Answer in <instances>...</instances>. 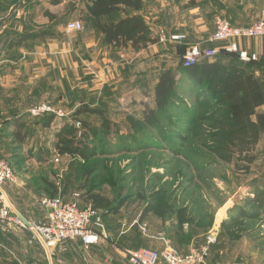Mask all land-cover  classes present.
Instances as JSON below:
<instances>
[{
    "label": "rangeland",
    "instance_id": "rangeland-1",
    "mask_svg": "<svg viewBox=\"0 0 264 264\" xmlns=\"http://www.w3.org/2000/svg\"><path fill=\"white\" fill-rule=\"evenodd\" d=\"M85 5V0H0V159L15 171L13 181L0 187V206L40 222L41 200L50 196V186L81 206L91 194L99 195L110 203L99 210L105 233L92 248L67 242V250L46 253L26 244L27 233L0 230V264H130L129 249L163 250L169 244L184 253L209 243L207 264H264V214L246 221L238 242L223 231V224L263 187L264 139L250 173L218 161L186 129L170 127L168 120L167 143L153 132L134 145L117 137L99 139L100 152L87 162L58 155L55 134L63 125L83 131L80 122L85 121L99 129L98 117H76L85 107L103 110L128 136L126 118L142 120L146 106L155 108L153 84L168 67L178 73L182 60L184 43L161 44L168 45V53L148 57L109 48L86 20ZM209 13L206 26H215ZM78 20L83 30L67 34L66 25ZM177 80L190 110L195 89L181 72ZM40 105L63 115L55 116L47 128L43 119L48 115L30 114ZM169 113L180 126L188 114L174 109ZM15 122L22 124L24 143L11 135ZM178 133L187 139L174 137ZM158 204L168 210L164 219L146 213ZM182 216L192 222L182 223Z\"/></svg>",
    "mask_w": 264,
    "mask_h": 264
},
{
    "label": "trees",
    "instance_id": "trees-1",
    "mask_svg": "<svg viewBox=\"0 0 264 264\" xmlns=\"http://www.w3.org/2000/svg\"><path fill=\"white\" fill-rule=\"evenodd\" d=\"M85 4L86 20L102 37L106 46L144 50L158 43L150 26L140 15L144 0H85ZM185 42L180 48L182 57L189 46ZM214 59L210 61L211 59L205 58L189 68H184L181 60L178 73L181 72L195 89L190 110L179 93L178 73L165 70L160 74L154 88L155 108L146 106L142 120L130 116L126 118L129 125L128 136L121 134L119 127L103 110L85 107L76 117L83 114L98 117L99 129L92 128L85 121L80 122L83 131L74 124L63 125L55 134L56 152L61 157L79 158L87 162L97 157L100 152L96 145L99 139L117 137L123 144L129 142L134 145L141 138L148 139L155 132L158 139L167 143L171 129L166 128L164 121L168 120L170 127L179 125L180 131L186 129L198 146L218 161L234 165L237 172L250 173L251 166L256 161L255 151L264 133V113L260 112L264 107V86L256 75L260 61L245 63L240 60L239 54L224 49ZM172 109L188 113L182 126L170 115ZM54 117H44L47 128L53 123ZM14 125L15 132L11 135L24 143L27 137L22 134V124L15 122ZM174 137L187 139V136L179 133ZM174 137L171 139H175ZM50 187L52 192L47 197L58 196L54 187ZM88 202L96 210L110 207L109 201L99 195L91 194ZM167 212L163 204L150 205L146 209L147 214H153L159 219H164ZM263 214L264 184L255 191L254 198L246 200L245 207L236 210V214L223 224L225 236L232 242L240 241L246 232V221L258 219ZM181 222L185 224L192 221H185L182 216Z\"/></svg>",
    "mask_w": 264,
    "mask_h": 264
},
{
    "label": "built area",
    "instance_id": "built-area-1",
    "mask_svg": "<svg viewBox=\"0 0 264 264\" xmlns=\"http://www.w3.org/2000/svg\"><path fill=\"white\" fill-rule=\"evenodd\" d=\"M82 21H71L66 25L67 34L82 31ZM156 38L161 44L183 43L186 41L184 34H168L163 28L157 31ZM254 38H264V18L257 23L239 26L233 25L222 17L215 19V31L205 41L215 47H204V43H194L187 47L182 64L189 68L200 63L201 60L213 59L221 49L230 53L239 54L240 60L245 63L257 62L255 54L240 50L237 41ZM30 114L38 117L42 115L62 116V111L51 109L47 105L34 107ZM15 175L11 164L0 159V187L6 182L13 181ZM44 217L40 222H34L21 217L8 206H0V230L3 233L17 230L29 234L28 243L36 241L51 251H65L67 242H80L89 249L99 244L105 233V227L99 217V210L88 203L81 206L77 201L66 200L62 195L44 197L41 200ZM26 222L24 221V219ZM163 250L139 249L127 250L126 256L130 264H207L210 243L199 249H191L181 253L169 244Z\"/></svg>",
    "mask_w": 264,
    "mask_h": 264
},
{
    "label": "crops",
    "instance_id": "crops-1",
    "mask_svg": "<svg viewBox=\"0 0 264 264\" xmlns=\"http://www.w3.org/2000/svg\"><path fill=\"white\" fill-rule=\"evenodd\" d=\"M208 10L213 16V21L216 17L221 16L233 25L246 26L256 22L264 16V0H168V2L167 0H144V7L140 12V15L150 26L154 37H156L157 31L160 28H163L170 35L184 34L187 37L185 42L186 45L194 43L210 45L206 44L205 41L215 31V26H206V18L210 19V17L207 16L209 13ZM237 43L240 50L246 51L250 54H256L259 57L260 63L256 75L260 78L264 86V38L238 40ZM122 49L133 57H148L150 54L157 53V51H159V54L161 52H165L164 54L168 53V45L162 46L159 42L155 45H150L144 50H135L133 48ZM214 60L215 59L213 58L210 61ZM116 65H120V63H116ZM176 69L177 68L175 67H168L166 70L177 71ZM157 81L158 79L153 84V88H155ZM260 112L264 113V107L260 109ZM263 139L264 133L262 134L259 144L263 142ZM12 210L16 211L14 208H12ZM13 237L17 238L18 236ZM26 238V244L29 246V234H26ZM33 245L34 249H44V251L48 253L47 248L42 242L36 241L30 246Z\"/></svg>",
    "mask_w": 264,
    "mask_h": 264
},
{
    "label": "water",
    "instance_id": "water-1",
    "mask_svg": "<svg viewBox=\"0 0 264 264\" xmlns=\"http://www.w3.org/2000/svg\"><path fill=\"white\" fill-rule=\"evenodd\" d=\"M20 215V214H19ZM21 216V215H20ZM21 217H23V216H21ZM24 219V218H23ZM24 221L26 222V220L24 219Z\"/></svg>",
    "mask_w": 264,
    "mask_h": 264
},
{
    "label": "bare ground",
    "instance_id": "bare-ground-1",
    "mask_svg": "<svg viewBox=\"0 0 264 264\" xmlns=\"http://www.w3.org/2000/svg\"><path fill=\"white\" fill-rule=\"evenodd\" d=\"M188 81V80H187Z\"/></svg>",
    "mask_w": 264,
    "mask_h": 264
}]
</instances>
